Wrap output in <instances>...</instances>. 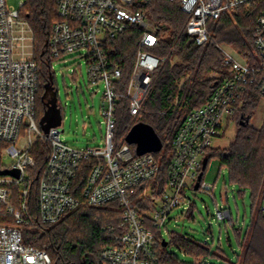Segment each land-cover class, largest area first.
I'll return each instance as SVG.
<instances>
[{"label": "built area", "instance_id": "obj_1", "mask_svg": "<svg viewBox=\"0 0 264 264\" xmlns=\"http://www.w3.org/2000/svg\"><path fill=\"white\" fill-rule=\"evenodd\" d=\"M155 1L57 0V20L47 43L49 57L58 62L71 55L85 59L89 83L104 87L103 145L77 150L63 142L59 128L46 134L38 124L39 67L34 61L32 30L20 18L21 8H11L7 0H0V158L12 160L10 167L1 170L20 172L18 179L0 176V217L12 220L0 222V264H52L46 251L26 245L23 227L38 222L55 225L66 215L89 207H109L120 213L117 232L111 226L105 229L114 245L101 251L102 264H159L164 235L170 236L169 225L177 222L174 213L182 211L179 218L189 216L191 194L212 195L215 185L204 180L208 151L225 134L251 93L264 98V0H164L178 3L187 17L186 34L198 46L211 41L210 22L256 15L254 57L244 58L234 47L219 45L225 76L204 105L190 110L187 102L180 103L178 94L160 113H184L182 124L166 143L171 162L165 181L157 158L164 145L159 153L138 156L126 142L127 135L117 137V110L123 95L129 100L130 116L141 121L156 73L167 62L175 64L171 59L174 47L168 57L151 51L162 49L174 33L167 23L152 18L148 8ZM130 31L138 32L141 38L131 78L122 93V65L112 58V42ZM189 77L177 82L179 91ZM38 141L49 144L50 157L39 185V216L35 219L29 207L27 170L35 166L32 149ZM85 171L77 195L76 182ZM13 186L21 188L17 206ZM215 218L235 230L233 215L225 204L217 207Z\"/></svg>", "mask_w": 264, "mask_h": 264}, {"label": "trees", "instance_id": "obj_2", "mask_svg": "<svg viewBox=\"0 0 264 264\" xmlns=\"http://www.w3.org/2000/svg\"><path fill=\"white\" fill-rule=\"evenodd\" d=\"M57 9V0H24L19 11L20 18L28 23L34 37V61L39 67L37 95L39 125L47 109L42 98L45 86L50 82L51 77L56 90L51 67L53 61H58L49 57L47 43L52 24L57 20ZM148 10L154 20L165 22L174 30L173 39L162 49H152V53L159 57H168L170 49L174 47L178 62L174 65L167 62L156 73L154 86L144 105V118L141 121L137 122L130 116L129 100L123 95L117 110V137H125L138 123L151 126L161 138L165 148L164 152L157 154L161 169L160 176L165 181L171 162V149L166 143L169 138L174 137L182 124L184 114L179 111H168L164 115L160 113L173 103L178 94L180 103L187 102L190 110L204 105L217 83L225 76L223 54L219 45L228 44L234 47L244 58L254 57L256 15H240L235 21L223 18L210 22L208 27L212 39L209 43L198 46L186 34L187 17L180 10L178 3L156 0ZM140 38L138 32L130 31L112 42L115 51L112 58L122 65L119 85L122 93L126 92L133 72ZM212 72H218L221 79L209 78L208 75ZM187 75L190 77L179 91L177 82L185 79ZM260 98L258 94L251 93L243 109L232 119L236 128L234 139L224 149L211 148L208 151L204 172L205 176L210 159L217 158L221 165L228 169L230 182L251 192V224L244 236L241 230H235L242 249L238 264H264V120L260 128L251 125ZM242 121L246 123L241 125ZM32 155L35 166L27 170L31 184L29 207L31 215L37 219L39 185L47 170L50 157L49 144L38 141L32 149ZM2 167L0 158V170ZM86 173L83 172L77 179V195L82 188ZM20 189L16 186L12 187L13 202L16 206L20 202ZM195 209L196 204L189 212L190 217H194ZM3 221L12 222L8 217H0V222ZM119 222L120 213L109 207L81 208L66 215L55 225L46 226L38 222L33 226H24V241L26 245L46 251L52 258V264H102L101 251L114 245L105 229L111 226L117 232ZM169 238L168 247L174 244L195 256H218L211 253L212 249L209 245H204L189 235L173 232ZM158 256L159 264H187L170 253L168 248L160 247Z\"/></svg>", "mask_w": 264, "mask_h": 264}, {"label": "rangeland", "instance_id": "obj_3", "mask_svg": "<svg viewBox=\"0 0 264 264\" xmlns=\"http://www.w3.org/2000/svg\"><path fill=\"white\" fill-rule=\"evenodd\" d=\"M7 2L9 7L19 10L24 0H7ZM30 34L27 32V35ZM171 59L175 63L178 62L176 56ZM51 68L58 93V108L61 111V115H57L54 119L53 127L62 131L63 142L77 150L103 145V138L106 134V123L101 116L103 85L97 86L89 83L86 61L76 55H71L64 61H53ZM208 77L221 79L218 72H212ZM179 112L184 114L181 110ZM263 120L264 98H260L251 125L260 128ZM235 132V124L231 123L225 134L213 142L212 149L228 147L234 139ZM128 145L135 154L136 145L129 143ZM11 165L12 160L2 161L4 167ZM204 180L215 185L212 195L191 194L193 205L196 204L194 217L179 218L178 215L182 211H176L174 216L177 217V222L173 221L169 228L171 232L189 235L202 244L207 243L212 249L211 253L218 256H195L174 244L167 247L168 251L187 264L202 262L206 264H238L242 249L235 230H241L242 236H244L251 224V192L232 184L228 169L223 167L217 158L210 159ZM227 201L233 215L235 230L215 218L217 207L224 206V204L227 206ZM164 237L166 242L170 243L169 236L166 234Z\"/></svg>", "mask_w": 264, "mask_h": 264}, {"label": "water", "instance_id": "obj_4", "mask_svg": "<svg viewBox=\"0 0 264 264\" xmlns=\"http://www.w3.org/2000/svg\"><path fill=\"white\" fill-rule=\"evenodd\" d=\"M42 100L45 101L47 109L40 125L42 130L46 134H48L51 129L57 128L53 127V121L57 115H61V111L58 108V93L54 89L52 77L50 79V82L45 86V93ZM245 123L246 122L242 121L241 125H244ZM126 142L136 145V154L138 156H142L148 153H159L163 149V142L159 135L151 126L144 123H138L131 129L126 137ZM206 166L207 159L204 161V169L206 168ZM0 176H9L18 179L20 177V172L15 169L0 170ZM202 177L203 175H200L199 182L197 183L195 188L196 190H198L199 188V183L201 182ZM163 247H168V243L166 241H164Z\"/></svg>", "mask_w": 264, "mask_h": 264}, {"label": "crops", "instance_id": "obj_5", "mask_svg": "<svg viewBox=\"0 0 264 264\" xmlns=\"http://www.w3.org/2000/svg\"><path fill=\"white\" fill-rule=\"evenodd\" d=\"M214 200V199H213Z\"/></svg>", "mask_w": 264, "mask_h": 264}]
</instances>
